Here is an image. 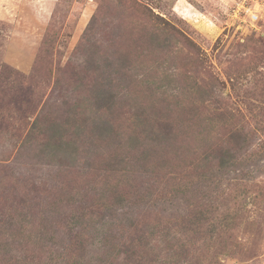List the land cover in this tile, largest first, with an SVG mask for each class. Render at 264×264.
Returning <instances> with one entry per match:
<instances>
[{
	"label": "rangeland",
	"instance_id": "obj_1",
	"mask_svg": "<svg viewBox=\"0 0 264 264\" xmlns=\"http://www.w3.org/2000/svg\"><path fill=\"white\" fill-rule=\"evenodd\" d=\"M0 264H264V0H0Z\"/></svg>",
	"mask_w": 264,
	"mask_h": 264
}]
</instances>
